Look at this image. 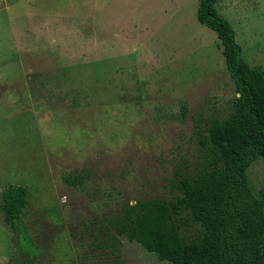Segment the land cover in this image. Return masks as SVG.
<instances>
[{"label":"rangeland","instance_id":"obj_1","mask_svg":"<svg viewBox=\"0 0 264 264\" xmlns=\"http://www.w3.org/2000/svg\"><path fill=\"white\" fill-rule=\"evenodd\" d=\"M199 4L0 0V205L5 187L27 191L31 241L0 207V264H170L126 238L115 253L96 245L126 204L169 198L177 173L206 165V124L232 111L236 86ZM215 6L264 71V0ZM248 174L258 193L264 158Z\"/></svg>","mask_w":264,"mask_h":264},{"label":"trees","instance_id":"obj_2","mask_svg":"<svg viewBox=\"0 0 264 264\" xmlns=\"http://www.w3.org/2000/svg\"><path fill=\"white\" fill-rule=\"evenodd\" d=\"M216 1L200 0L197 16L221 42L237 92L232 111L206 124V165L177 173L169 198L128 203L109 221L96 245L104 253L119 252L126 238L170 264H264V188L256 193L248 174L264 158V71L243 58ZM28 205L24 188L10 185L1 193L4 222L23 233L25 246L31 241L21 220Z\"/></svg>","mask_w":264,"mask_h":264}]
</instances>
